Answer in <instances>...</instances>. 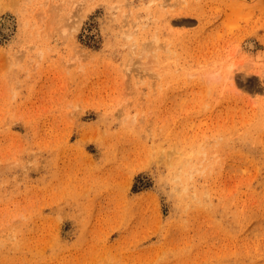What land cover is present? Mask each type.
Returning a JSON list of instances; mask_svg holds the SVG:
<instances>
[{
    "label": "rangeland",
    "instance_id": "1",
    "mask_svg": "<svg viewBox=\"0 0 264 264\" xmlns=\"http://www.w3.org/2000/svg\"><path fill=\"white\" fill-rule=\"evenodd\" d=\"M0 264H264V0H0Z\"/></svg>",
    "mask_w": 264,
    "mask_h": 264
},
{
    "label": "bare ground",
    "instance_id": "2",
    "mask_svg": "<svg viewBox=\"0 0 264 264\" xmlns=\"http://www.w3.org/2000/svg\"><path fill=\"white\" fill-rule=\"evenodd\" d=\"M251 46V45H250Z\"/></svg>",
    "mask_w": 264,
    "mask_h": 264
}]
</instances>
